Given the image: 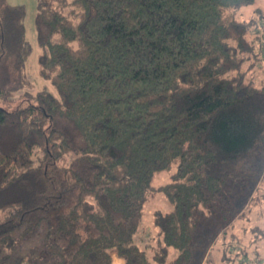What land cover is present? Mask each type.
Masks as SVG:
<instances>
[{
    "label": "trees",
    "instance_id": "16d2710c",
    "mask_svg": "<svg viewBox=\"0 0 264 264\" xmlns=\"http://www.w3.org/2000/svg\"><path fill=\"white\" fill-rule=\"evenodd\" d=\"M255 1L38 0L55 94L25 90L26 7L0 0L1 260L42 235L30 253L56 264H114L113 250L124 264L192 263L217 205L236 213L228 189L259 173L264 80L244 67L264 47L259 18L240 16ZM158 192L168 207L153 213V244L141 224Z\"/></svg>",
    "mask_w": 264,
    "mask_h": 264
},
{
    "label": "rangeland",
    "instance_id": "374dc122",
    "mask_svg": "<svg viewBox=\"0 0 264 264\" xmlns=\"http://www.w3.org/2000/svg\"><path fill=\"white\" fill-rule=\"evenodd\" d=\"M11 4H24L26 7L25 15V33L27 39L30 41L32 50L27 60L26 73L31 81V85L25 90L35 93L38 90L46 88L55 94L57 89L49 79L43 77L40 73L39 56L41 47L37 38L36 29V13L38 0H7ZM256 7H261L264 10V0H256L255 2L245 6L240 11L242 18L248 19L251 17L259 18V24L253 29V34H258L261 38V47H264V17H258ZM264 13V11H263ZM248 69L247 74L250 77L258 76L259 79L255 81L261 86L264 80V53L262 60L253 68L244 67ZM24 90L21 91V93ZM19 94L15 97L13 108L24 104ZM257 168L259 170L257 179L253 183L244 181L240 184V188L232 186L228 190V197L236 208V213L225 218L219 213V207L223 204L219 203L216 208V217L200 227L195 235L194 241V256L191 264H264V234L261 235L255 230L257 228H264V152L257 158ZM255 169V167H254ZM171 173L167 171L161 172L156 177V183L161 184L170 180ZM256 199V203L254 202ZM254 202V203H253ZM168 202L162 193L158 192L156 196L149 200L148 206L145 210L144 220L141 224L143 230L141 235L145 236L153 244L156 243V228L153 225L152 216L158 209H166ZM244 210H247L246 217H241ZM6 212L0 211V222L5 218ZM258 225H261L259 227ZM203 227V228H202ZM264 231V229L262 230ZM261 237H259V235ZM42 235H37L35 239L22 241L21 246L12 257L6 260L0 259V264H56L54 256L48 254L33 255L30 253L31 247L34 244H42ZM142 245L145 243L142 237L140 238ZM235 245V247H233ZM232 246V251L227 247ZM242 247H244L242 250ZM212 249V251H210ZM113 251H111L112 253ZM113 254V253H112ZM210 259L211 262L207 260ZM207 260V261H206ZM115 264H119V260H115Z\"/></svg>",
    "mask_w": 264,
    "mask_h": 264
},
{
    "label": "crops",
    "instance_id": "0c3cea01",
    "mask_svg": "<svg viewBox=\"0 0 264 264\" xmlns=\"http://www.w3.org/2000/svg\"><path fill=\"white\" fill-rule=\"evenodd\" d=\"M113 254H112V257H113V263L115 264V260L117 259V260H119V264H124V259L123 258H121L119 255H118V253H117V251L116 250H113V252H112Z\"/></svg>",
    "mask_w": 264,
    "mask_h": 264
}]
</instances>
